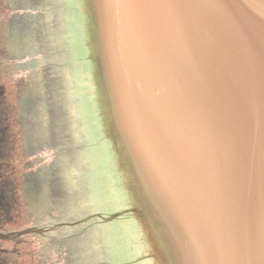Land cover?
Wrapping results in <instances>:
<instances>
[{
	"label": "water",
	"instance_id": "1",
	"mask_svg": "<svg viewBox=\"0 0 264 264\" xmlns=\"http://www.w3.org/2000/svg\"><path fill=\"white\" fill-rule=\"evenodd\" d=\"M9 1L32 264H264V0Z\"/></svg>",
	"mask_w": 264,
	"mask_h": 264
},
{
	"label": "flooded vegetation",
	"instance_id": "2",
	"mask_svg": "<svg viewBox=\"0 0 264 264\" xmlns=\"http://www.w3.org/2000/svg\"><path fill=\"white\" fill-rule=\"evenodd\" d=\"M2 3L0 0L1 8ZM0 12L2 13V10ZM1 42L2 38L0 47ZM0 53L5 51L0 49ZM3 78L0 77V81ZM14 91L8 90L4 85L0 87V264H32V257L36 253V237L41 238L42 233H51V230L67 223L56 221L39 227L35 221L30 220V214H36L35 206L40 203L42 197L39 193L38 198V186L46 182L50 184L54 173H41V170H38V173L25 182L26 170L19 167L20 163L25 161L23 149L19 144V123L23 132L26 124L22 114L18 116L14 109V98L18 105L23 97V89H18V94L16 92L13 95ZM24 136L26 138V135ZM55 196V190L52 195L43 193V200L55 202Z\"/></svg>",
	"mask_w": 264,
	"mask_h": 264
},
{
	"label": "rangeland",
	"instance_id": "3",
	"mask_svg": "<svg viewBox=\"0 0 264 264\" xmlns=\"http://www.w3.org/2000/svg\"><path fill=\"white\" fill-rule=\"evenodd\" d=\"M2 2H3L2 8L0 7V10H2V13L0 12V41L2 38L3 42H1L2 45L0 49L4 50L5 53H0V62L10 58L11 55L13 54V46H12V41H11L12 26L9 22V18L11 17L10 1L2 0ZM0 77H4L0 81V87L4 85L8 90H11V91L15 90L13 92V95L16 94V86L9 81L7 72L3 68H0ZM2 107L4 106L2 105ZM14 109L17 115L20 116L21 114L19 111L21 109V102L19 101L17 105V102H15V98H14ZM19 125H20V129H19L20 143L19 144H20V147H22L23 149L22 153H23V156L25 157V146H24V142L22 139V134H24V132H23V129H21L22 125L20 123ZM25 166H26V157H25V161L23 160L22 163H20L19 167L25 168ZM25 182H26V177H25ZM32 260L34 262L35 258L32 257Z\"/></svg>",
	"mask_w": 264,
	"mask_h": 264
}]
</instances>
